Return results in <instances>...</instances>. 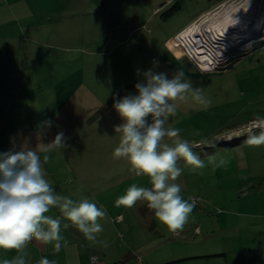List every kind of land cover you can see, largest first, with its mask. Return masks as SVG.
Wrapping results in <instances>:
<instances>
[{"label": "rangeland", "instance_id": "1", "mask_svg": "<svg viewBox=\"0 0 264 264\" xmlns=\"http://www.w3.org/2000/svg\"><path fill=\"white\" fill-rule=\"evenodd\" d=\"M261 1L0 0V82L10 91L11 82L20 77L29 80L7 93L18 106L27 104L23 109H28L27 118L38 135L36 146L63 132L66 146L41 153L42 166L59 174L55 184L65 187L67 195L76 194L74 200L86 197L107 206L100 235H118L120 245L124 244L121 235H141L138 229L120 228L116 213L126 221L137 218L144 230L153 220L158 235L175 234L157 221L146 202L138 201L131 208L115 204L132 184H150L147 177L132 174L126 160L113 157L119 143L114 128L122 123L113 98L137 94L135 85L142 79L138 69L142 73L151 68L169 77L179 69L194 87H203L212 106L204 110L181 105L169 123L180 129V137L206 163L214 153L230 161L224 167L207 166L195 172L179 161L183 171L176 182L182 186V196L200 199L179 233L192 235L188 229L197 227L202 235H241L244 243L264 251V146L244 142L251 122L264 117V20L261 26L250 20L239 30L246 39L237 49H227L229 37L220 41L227 49L225 61L218 67L201 66L205 71L181 43H175L187 62L204 74L169 51L170 40L186 27L201 26L230 9L225 15L229 18L235 10L259 6ZM12 58L17 61L14 65ZM23 109L20 119L25 117ZM21 124L20 132L28 130L26 121ZM201 140L211 144H200ZM235 151L256 157L249 169L237 168L232 159ZM91 185L98 190V201L88 189ZM206 220L211 221L209 229L202 226Z\"/></svg>", "mask_w": 264, "mask_h": 264}, {"label": "clouds", "instance_id": "2", "mask_svg": "<svg viewBox=\"0 0 264 264\" xmlns=\"http://www.w3.org/2000/svg\"><path fill=\"white\" fill-rule=\"evenodd\" d=\"M136 74L142 76L135 85L137 94L113 98V108L122 120L114 128L119 143L113 157L126 160L136 177H147L150 187L132 184L115 204L131 208L144 201L159 223L178 233L189 222L196 206L191 198L182 196V186L176 182L183 171L179 161L194 172L207 166L224 167L230 161L214 153L207 156L206 163L193 151V145L180 137V129L169 123L181 105L191 104L204 110L212 106L202 86L194 87L179 69L171 77L151 68L142 73L138 69ZM45 124L50 126V122ZM244 142L251 147L264 146V117L251 122ZM65 146L64 134L60 132L51 142L38 143L35 149L24 146L19 151L0 153V250L16 253L0 264H28L26 249L32 241L52 244L58 253L67 244L62 228L69 226L75 227L90 246H109L107 240L98 239L103 232L101 221L107 218L106 210L86 197L74 200L58 194L46 177L40 154ZM48 160L49 156L43 155V162ZM53 208L59 216L48 214ZM37 264H57V261L42 257Z\"/></svg>", "mask_w": 264, "mask_h": 264}, {"label": "crops", "instance_id": "3", "mask_svg": "<svg viewBox=\"0 0 264 264\" xmlns=\"http://www.w3.org/2000/svg\"><path fill=\"white\" fill-rule=\"evenodd\" d=\"M1 12L3 14L6 11L1 10ZM26 15L29 16V14ZM173 38L169 42V51L176 53L177 57L180 58L179 60H185L187 62L186 58L181 55L175 45ZM248 56L243 57L241 60L248 58ZM16 63L17 61L12 58L10 64L14 65ZM189 65L200 74L203 73L190 63ZM197 66L202 71H205L201 66ZM163 68L165 67L163 66ZM28 81L27 77H20L15 83H10V91L8 90V85L0 82V153H5L10 150L19 151L24 146L32 149L36 148L35 136L38 135L34 134L35 128L30 125L32 121L29 123V118H27L28 109H23L27 104L18 106V103L13 101L7 93L11 92L15 85L18 88ZM15 105H17V109H14ZM21 109L24 110L22 112L25 115L24 119H20L19 114H21ZM25 121L26 124L23 125L28 130H22L20 132L19 127ZM239 148L243 147L241 146ZM232 154V159H236L235 164L238 162L236 164L238 166L237 168H241L242 170L249 169L256 159V157H249V155H246L242 151H235ZM44 169L47 179L50 182L54 180L52 186L58 194L69 196L72 199L75 198L76 194L73 195L71 193L72 195H67L65 193V187L55 184V178L59 175L58 173L52 171L51 168L44 167ZM88 189L92 192V197L98 201L99 193L96 186L91 185ZM100 192L105 193L104 190ZM100 203L107 210V206L102 202ZM100 203L98 202L97 204ZM48 214L54 217L59 216L56 208L51 209ZM114 215L115 217L117 216L116 221L119 222L120 228L126 229L130 227V230L132 228L138 229L141 235H121L120 239L124 241L122 245L118 243V235L116 237L115 235H99V240H107L109 243V246L104 248L99 244L90 246L89 242L84 239L79 231L69 226L67 229L62 228V235L67 241V244L62 246L58 253L55 252L52 244L45 245L36 241L30 242L26 249L28 252V264H37L42 257H46L49 260H56L57 264H90L92 257L98 259L97 264H264V251L257 247L249 246V241L244 243L241 235H210L212 233L209 232L208 235H202V229L197 227L195 229L192 227L188 229V232H193L192 235H183L181 233L178 238L174 237V235H158L156 231L157 225L153 220L148 223L146 230L148 232H154L157 235H146L147 232L144 230L142 222L138 221L137 218L126 221L125 217L120 215V213ZM229 222L230 217L226 219L224 224L227 225ZM62 223H67V221H63ZM210 223V220H206L202 226L209 229V226H211ZM158 231H160V228H158ZM197 237L199 238L197 239ZM15 255L16 253L14 251L4 252L0 250V261L5 258L11 259Z\"/></svg>", "mask_w": 264, "mask_h": 264}, {"label": "bare ground", "instance_id": "4", "mask_svg": "<svg viewBox=\"0 0 264 264\" xmlns=\"http://www.w3.org/2000/svg\"><path fill=\"white\" fill-rule=\"evenodd\" d=\"M229 11L230 9L225 10L222 15H216L201 26L193 24L180 34L179 41L182 47L187 50L192 57L191 59H194L197 65L218 67L221 61H225L227 49L231 47L237 49L242 43L241 41L246 39V35L239 32L240 29L245 28L250 20H254L259 26L262 25L264 20V0L260 2L259 6L248 4L246 9L235 10L234 14H237V16L233 14L234 16L226 17L225 15H229ZM255 15H257V18ZM215 21L216 23H214ZM228 37V44L231 45L227 49H223L219 42L226 40Z\"/></svg>", "mask_w": 264, "mask_h": 264}, {"label": "built area", "instance_id": "5", "mask_svg": "<svg viewBox=\"0 0 264 264\" xmlns=\"http://www.w3.org/2000/svg\"><path fill=\"white\" fill-rule=\"evenodd\" d=\"M180 33L174 39V42L176 44L180 43V41H179ZM224 67H226V64L224 65ZM191 202H193L195 205H199L200 204V199L199 198H191ZM196 231L199 232L198 229H196ZM180 235H181V233L178 232V233L174 234V237L178 238V237H180ZM97 263H98V259L96 257H92L91 260H90V264H97Z\"/></svg>", "mask_w": 264, "mask_h": 264}]
</instances>
